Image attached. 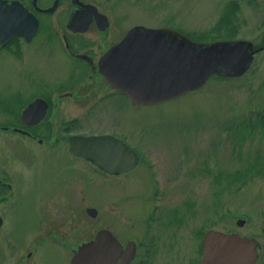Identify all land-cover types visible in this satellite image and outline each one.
I'll list each match as a JSON object with an SVG mask.
<instances>
[{
  "label": "rangeland",
  "instance_id": "374dc122",
  "mask_svg": "<svg viewBox=\"0 0 264 264\" xmlns=\"http://www.w3.org/2000/svg\"><path fill=\"white\" fill-rule=\"evenodd\" d=\"M237 1L229 18L232 38L262 44L264 0ZM169 2L186 36L226 38L223 31L203 34L233 0ZM32 47L22 60L0 55V94L10 86L39 94L60 82L70 91L74 77H83L85 70L73 58L32 53ZM252 59L240 77L211 76L200 90L157 104L134 105L116 92L79 113L68 103V118L77 117L69 122L71 130L77 125L80 131L109 130L140 147V163L128 174H100L92 164L60 152L61 146L40 149L31 139L0 131V175L12 184L0 203V264H68L70 248L100 227H111L122 242L153 238L149 264L199 258L201 229L253 235L260 243L257 264H264V47ZM88 206L97 208L96 218L86 215ZM173 206L182 220L178 225L162 228L152 221L155 214L162 220ZM238 217L245 219L241 226ZM145 249L140 246L133 264L143 262Z\"/></svg>",
  "mask_w": 264,
  "mask_h": 264
},
{
  "label": "water",
  "instance_id": "95a60500",
  "mask_svg": "<svg viewBox=\"0 0 264 264\" xmlns=\"http://www.w3.org/2000/svg\"><path fill=\"white\" fill-rule=\"evenodd\" d=\"M15 11L19 16H14ZM35 30L32 15L19 5L7 6L0 0V44L15 35L29 37ZM254 51L252 41L245 39L196 42L171 29L135 27L104 54L99 66L111 87L135 104H147L199 89L214 73L241 76L252 64ZM69 143L72 153L91 159L106 172H125L138 164L137 153L108 134L73 135ZM88 212L96 215L94 208ZM203 244V257L197 264H254L258 257V242L236 233L209 229ZM134 251L133 241L122 247L102 228L93 239L78 245L69 264H127Z\"/></svg>",
  "mask_w": 264,
  "mask_h": 264
},
{
  "label": "flooded vegetation",
  "instance_id": "af4514ba",
  "mask_svg": "<svg viewBox=\"0 0 264 264\" xmlns=\"http://www.w3.org/2000/svg\"><path fill=\"white\" fill-rule=\"evenodd\" d=\"M1 1L7 6L16 4L24 10L26 9L34 17L37 27L35 32L29 37L15 36L8 39L4 44H1L0 55L6 54L13 61L16 59L22 60L25 49L30 45H34L30 49L32 53L46 50L49 56L57 57V55H65L71 57L76 61L75 66L80 70H85V73L83 77H74L75 82L71 85L74 88L70 91L64 89L63 82L54 85L52 88L44 89V92L32 95L29 94L30 91L25 95L19 89L16 90L15 86H10L9 90H6V93L0 94V131H9L15 135L31 139L40 149L48 146H61L62 149L59 151L63 152L65 150L70 155L68 137L73 132H82L78 129L83 127L77 125L78 129L70 132L69 122H72V120L76 121L77 117L73 115L71 118H68V103L69 109H74V106L78 109L76 113H79V111L83 112L84 108L89 109L95 106L99 102V99H103V96L109 93L113 94L114 92L119 93L108 86L105 77L99 72V61L102 59L103 54L110 50L135 26H145L152 29L182 28V26L179 27L176 24L178 17L175 12H172L174 9L170 8V0ZM14 16H19L18 11H15ZM154 19L157 20L152 23ZM74 70L77 69L75 68L72 71ZM20 75L26 76V74ZM68 78V80L71 79L70 77ZM122 96L125 97L124 95ZM88 101L90 103L86 106ZM32 102H35V105L29 110L27 115L23 116L22 112L24 108ZM42 111L44 112L43 116H41ZM40 116L42 118L37 121V117ZM100 132H109L115 135V137H119L126 145L141 154L140 150L136 149L134 142L128 136L125 139L109 130L88 131L89 134ZM133 169L117 174L104 172L103 170H100L99 173L118 176L128 174ZM1 177L3 176L0 175V203L7 196L3 192L12 189V184ZM157 194L156 191L155 198ZM157 207L158 205L154 211ZM0 217H2V214ZM152 221L159 222L163 228L174 227V224L178 225L182 220L178 213V207L173 206L166 211L162 220L155 214ZM3 224L4 221L2 226ZM104 228L110 229L113 232L111 227ZM171 233L169 238H173L174 242L175 235H173V232ZM198 234L199 236L203 235L202 229L199 230ZM152 239L148 243L141 242L142 244L133 238L124 242L121 241L123 245L131 240L136 244V251L128 264H133L140 246L146 247V249L143 253V262L139 264H149L151 262L147 256L152 252L154 245ZM32 257V253L27 255L28 259ZM199 258L195 260L191 258L185 264H196ZM23 260L21 258L22 262Z\"/></svg>",
  "mask_w": 264,
  "mask_h": 264
},
{
  "label": "trees",
  "instance_id": "16d2710c",
  "mask_svg": "<svg viewBox=\"0 0 264 264\" xmlns=\"http://www.w3.org/2000/svg\"><path fill=\"white\" fill-rule=\"evenodd\" d=\"M226 7H227V9L224 11L222 16L220 17L218 23L213 25V27L211 28L210 31H208V32L206 31L203 34L204 36H207L209 33L217 34V32L223 31V32H226V34H227L226 38L230 39V37H233L231 34L234 35L235 28L233 27L232 24L229 23V18L231 19V16L234 15L235 10L239 8L238 1L233 0L232 4H229Z\"/></svg>",
  "mask_w": 264,
  "mask_h": 264
}]
</instances>
